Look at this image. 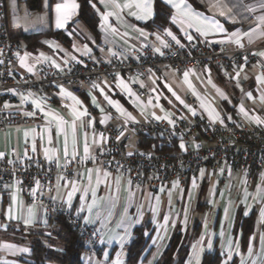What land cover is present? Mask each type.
Masks as SVG:
<instances>
[{
	"label": "crops",
	"instance_id": "crops-1",
	"mask_svg": "<svg viewBox=\"0 0 264 264\" xmlns=\"http://www.w3.org/2000/svg\"><path fill=\"white\" fill-rule=\"evenodd\" d=\"M155 1L153 0L154 16ZM160 1L164 3L163 0ZM60 2L62 0H55L53 5H50V0H48L51 16L49 20H46L48 24H46L45 29H41L43 24L37 18L35 22L28 23L24 27H17L16 30L9 28L12 36L22 40L24 50L20 58L24 57L25 53H28L26 62L33 66V70L42 64L53 66L49 60H44L41 57V53L44 56L54 59L61 65L63 71H65L75 61L82 58H91L96 61H109L111 59V52L117 48L137 49L147 44L157 46L160 45L162 37L166 35L164 32L165 28H170L177 39H187L180 25L173 24L171 19L170 24L163 29L147 28V23L154 16L149 20H138L129 14L130 11H136L135 8L131 10L124 8L119 20L115 16H110L109 23L117 29V32L116 34H112L110 31L105 32L101 26V13L117 11V9L113 8L111 3L106 7L100 3V0H95L92 3V5H95L93 8L99 18L98 38L91 33L85 23L78 17L79 7L65 28H57L55 26V5ZM117 2L123 5L126 3V0H117ZM216 2L217 0H188V3L195 11L209 17L215 14L216 19L219 20L226 30L225 32L210 33L208 36H203L195 28H188L187 31L194 36L195 40L221 44L220 41L224 40L226 35L237 29L241 32H246L250 28H254L257 23L256 17L264 14L259 9L252 13L245 11V5L255 7L257 0H242V3L240 0H222L230 8L233 4H239V7L233 8V14L236 16V22L233 23L232 20L219 16L217 9L212 7ZM76 3L79 5L77 0ZM165 5L170 9L171 16L175 10L170 5ZM97 9H99V12ZM28 11L30 14L38 12L31 11L29 8ZM7 21L9 26L8 10ZM139 29L145 32L146 37L140 36ZM50 31H62L67 38V42L55 36H43L37 43L30 45L22 38L23 36L47 33ZM153 33L156 35H153ZM45 41L49 43H45ZM224 43L229 44L231 47L237 46L228 41ZM242 43L244 46L256 48L257 53L264 51V38L256 37L252 43H249L247 37H242ZM85 45L91 49L88 55H84L83 53ZM67 53H70L76 59H70L66 55ZM20 58L15 64V71L19 74L27 73V68L20 64ZM37 58H40L39 63L36 62ZM66 59L69 60L67 64L64 63ZM237 72H240L239 77H236ZM261 75H264V57L259 55L258 61L255 64L243 68L242 71L241 69H236L227 72L216 67L194 69L188 72L187 82L185 81L184 75L179 76L169 68H161L149 72L147 78L141 80L144 83L143 87L149 92V98L147 100L140 98L137 100L136 95H129L128 91L119 87L118 81L121 78L115 81L106 77L97 78L87 84L82 96H76L82 101V105H77V107H80L81 110L87 108L88 113L90 109H94L96 119L91 118L94 124L93 127H87L90 117L83 118L86 127H80V122H77V143L75 148L72 143L71 127L65 126V132L57 135L56 121L52 119V116L45 118L44 113L38 109L42 113L40 120L27 124L8 125L0 129V152L4 153V156L7 158H10L12 155L14 157H20L27 150L32 151V142L35 139L37 150L35 152L32 151L34 156L46 158L44 155L45 150L53 149L59 158L56 161L59 164H64L74 160L72 159L73 150L76 152V158L85 156V132H87L90 155L95 154L100 149V147L92 144V139L94 132L97 138L99 137L98 124L102 120L104 121L102 124L106 126L115 127L120 130L126 127V132L129 133V124L132 121L124 126V118L120 117L116 109L108 103L104 95L101 94L100 88H103L104 92L113 101H118L123 108L136 118L135 121L138 122H147L155 119L152 116L153 112L158 116H164L170 113L171 118L181 116L191 122L200 118L211 120L208 114L211 109L215 113H218L224 121H228L229 119L227 117L230 116L231 119L238 118L246 123L254 124L255 122L249 119V117L259 116L261 119H264V103L260 100V97L264 95V83L257 81V77ZM122 79L128 84L132 93H134L133 84H140L134 78ZM93 84L99 85V88L92 87ZM189 84H191V87ZM169 88L172 91H169ZM217 89L224 93V97H221ZM173 92L176 93V96L180 97V100L176 99ZM248 92L252 93L253 98L247 97L246 93ZM189 96L195 97L194 103L188 101ZM93 97L96 98V102L100 107H97L93 103ZM32 99L40 100L45 111L63 118L68 121V125H71L73 120L71 105L73 101L61 95L59 88H49L42 96L32 95L29 102ZM181 100L184 102L183 104L180 102ZM185 105L194 109L196 115L193 116ZM241 105H243L247 112V116L240 111ZM46 128L51 130V143H49V134L45 131ZM26 131L29 133L27 137L25 136ZM38 133L43 134V139H41ZM65 133L68 137L67 157L64 155ZM138 140L139 138L135 134H132L135 149H139ZM181 142L179 141V145ZM183 142L186 145V149L189 150L195 149V145L209 144V140L200 134H192ZM183 151L185 150H182L179 146L178 153ZM89 169H96V167L84 168L70 180L76 181L77 187L79 188L72 197L71 207H69L67 202L68 193L72 191L71 185L68 182L57 180L55 184L57 190L53 197L59 206L68 208L76 213H78L77 210L83 205L84 211L79 214L82 217L90 216L101 231L103 255L99 257L86 252L84 254L85 264H114L118 258V254L122 264H126L128 245L133 239L135 229L141 226L145 227V232L149 237V244L138 264H155L178 227L186 233L188 238L189 255L186 264H189L192 258L193 244H196L201 239V236H204V251L201 253L200 264L206 253L215 251L220 254V264H222V261L225 259L229 240H232L234 244L237 242L239 244V253H233V259L229 261V264H241V260L245 264H252L253 261L258 262L260 257L264 255L261 252L260 246V236L264 235V220L261 219L260 215L261 210L264 209V202L259 199L253 200L251 195L248 197L247 203L244 202L245 188L249 194H255L257 185L262 183L261 176H255L253 182L247 185L245 183V174L241 169L232 168L228 165H223L219 169H214L212 166H209L203 169V176H201L199 171L197 174L189 176L177 188H172L171 185L166 187L165 191L161 192L159 188L156 189L140 185L137 189L136 186L138 184L132 182L129 185L127 178L111 172H109L111 175L106 180L101 176V183L97 187L96 173L93 171L91 173V180H89ZM221 169H223V172H221ZM101 170L105 171L103 169ZM117 177H120L121 180L119 186L115 183ZM193 177L196 178L195 188L192 187ZM5 185H9V187L5 188ZM92 188L96 190V204L93 206L92 211L89 212L87 205L91 204L93 200ZM129 188L135 193L134 197H129ZM85 189H88V191L85 192ZM169 190L172 192L171 203H169L168 198ZM149 193L153 196L158 195L160 197L158 211L155 214L151 210L148 199H146ZM189 193H191V199H189ZM13 194L17 198L16 204L13 205V215L17 218L10 219L8 210L9 205L12 204L11 197ZM81 196L84 197L83 200H81ZM151 203L155 205L156 202L153 199ZM32 205H35L34 222L26 225L24 220L27 218L28 208ZM141 205H143L142 209H140ZM138 209L143 212V216L139 223H132V221L137 219ZM185 209H187L186 224L184 222ZM225 209H228L227 218ZM246 212L247 215L245 214ZM166 215L170 217L169 222L166 227H161V225L165 224L164 216ZM251 215H253V229L247 237V241L243 244L241 224L244 218ZM172 221H175L174 227ZM47 223L44 207L41 204L29 202L17 183L9 182L2 186L0 185V264H24L22 259L31 254V247L27 242H16L9 239L6 235L9 229L15 227L17 229L24 228L25 230L46 231ZM129 223H131L130 228H128ZM126 229L130 235L126 234ZM222 232L224 235H221ZM121 237L124 238L123 246L120 243ZM160 237L164 238L160 239ZM253 237L255 239H252ZM209 240L212 243L211 248L207 247V241ZM250 244L252 247L251 255H249L248 251ZM9 245L12 247H8ZM23 248H27L29 251H19V249ZM105 253H107V256H105Z\"/></svg>",
	"mask_w": 264,
	"mask_h": 264
},
{
	"label": "built area",
	"instance_id": "built-area-1",
	"mask_svg": "<svg viewBox=\"0 0 264 264\" xmlns=\"http://www.w3.org/2000/svg\"><path fill=\"white\" fill-rule=\"evenodd\" d=\"M161 40L166 41L169 47L160 43L137 49L117 48L111 52L109 61L82 58L65 71L42 64L32 72L19 74L15 71V64L24 50V44L12 36L7 21L6 0H0V129L42 118V113L29 100L21 102L20 94L42 96L47 89H58L59 85H63L73 95L82 96L87 84L101 77L112 81L118 78L145 79L149 72L161 68H169L179 76H183L186 71L208 67L230 72L258 61L256 48L252 46L231 47L227 43L213 44L195 39L180 40L177 44L167 34ZM154 48H160L164 54L155 52ZM133 92L142 100L149 98L147 89L138 83L133 84ZM188 101L194 103L195 97L189 96ZM6 104L9 107H5ZM26 112H35L36 115L27 116ZM89 113L90 118L95 120L94 109H90ZM172 119L175 126L167 120L131 122L129 133L125 132V136L119 140L116 137L120 129L99 122V134L104 133L109 139L102 145L103 151L99 149L92 155L96 157L95 161L77 157L72 162L59 164L56 160L34 156L31 150L20 157H0V185L17 183L29 202L44 207L47 221L53 215L64 217L86 243L87 252L102 257L98 225L86 223L80 214L54 201L58 177L64 176L63 181L68 182L82 169L96 167L127 179L130 177L133 183L140 186L160 189L162 186H171L173 181L183 184L189 176L209 166L214 169L222 168L223 165L239 168L245 174L247 185L253 182L255 176L264 173V124H249L238 118L224 121V124L213 123L207 118L192 122L181 119V116ZM139 133L177 138L180 141H186L192 134H200L209 140V144L173 155L130 149L132 134ZM128 152L133 155H127ZM37 179L41 188L32 195Z\"/></svg>",
	"mask_w": 264,
	"mask_h": 264
},
{
	"label": "snow or ice",
	"instance_id": "snow-or-ice-1",
	"mask_svg": "<svg viewBox=\"0 0 264 264\" xmlns=\"http://www.w3.org/2000/svg\"><path fill=\"white\" fill-rule=\"evenodd\" d=\"M163 2L167 5H170L171 8L175 10L174 13H172L170 16L171 22L173 24H179L180 25L181 30L185 32L186 37L189 41L193 40L194 36L187 31L188 28H195L196 31L199 32L203 36H208L210 33L225 32L226 31L224 29V27L221 25V23L219 22V20L216 19L215 14H213L211 17H209L207 15H204L200 12L195 11L192 8V6L188 3V0H163ZM240 2L242 3V0H240ZM100 3L104 4L106 7L108 6L109 3H111L113 8L117 9V11L101 13V26L104 28L105 32L110 31L112 34H116L117 29L115 27H113V25L111 23H109V17L115 16L117 18V20H119L120 14L124 8H128L129 10L135 8L136 11H130L129 14L136 17V19H138V20H149V19L153 18V16H154L153 0H126V3L123 5H120L117 2V0H100ZM12 6L15 7V0H12ZM45 6H47V0H45ZM78 7H79V5L76 3V0H62V2L57 3L55 5V26L57 28H65L67 23L70 20H72L73 16L76 14ZM93 7H95L94 4H93ZM212 7H215L217 9L219 16L225 17L226 19H230V20H232L233 23L236 22V16L233 14V8L239 7V4H233L232 7L230 8V7H228L227 4L223 3L222 0H217V2L212 5ZM257 9L261 10V12L264 13V0H257L255 7L245 5V11H247L249 13L255 12ZM97 11L99 12V9H97ZM245 19H247V17H245ZM256 20H257V23H256V26L254 28H250V30L246 31V32H241L239 29H237L236 31H233L230 34L226 35L224 40L220 41V43H224L225 41H228V42L234 43L237 46L243 48L244 44L242 43V37H247L249 43H252L253 39L256 37L264 38V28H262V26H264V14H261L260 16L256 17ZM138 31L140 33V36L146 37V34L142 29H139ZM164 32L168 36H170L172 38V40L176 41L177 44L180 43V40L177 39L176 35L173 34V32L171 31L170 28H165ZM153 35H156V34L153 33ZM157 38L160 39L159 36H157ZM45 43H49V42L45 41ZM161 43L164 45V47H169V45L166 41L161 40ZM57 47H58V45H57ZM74 47H75V45H74ZM101 51H103V49H101ZM154 51L159 52L161 55L164 54L163 52H161L160 48H154ZM90 52H91V49L88 48L87 45H85L84 49H83L84 55H88ZM28 55H29L28 53H25V56L20 58V64L23 67H26L28 72H32L33 66L29 65L26 62ZM66 55H68L70 57V59H76V57L71 56L70 53H67ZM113 55H115V53H113ZM255 55H259L261 57H264V51H261L259 53H255ZM41 57L44 60H49L55 68L63 71V69L61 68V65L59 63H57L54 59H51L50 57L44 56L43 53H41ZM244 59H245V61H247V57H245ZM36 62L39 63L40 58H37ZM68 62H69V60H67V59L64 61L65 64H67ZM0 63H2V61H0ZM242 70H243V66H241V71ZM239 75H240V72H237L236 77H239ZM184 77H185V81L187 82V80H188V72L187 71L184 73ZM257 81L260 83H264V75L258 76ZM105 83H107V82L105 81ZM118 86L121 87L122 89L128 91L129 95H135L134 93H132L128 84L125 83V81L122 78L118 81ZM141 86L143 87V84ZM189 86L191 87V84H189ZM92 87L99 88V85L93 84ZM59 88H60L61 95L66 96L73 101V104L71 105V113H72V117H73L71 125H68V121L64 120L63 118H61L59 116H54L51 113L45 111L44 108L42 107L40 100L32 99L31 102L37 109H39L41 112L44 113L45 118L52 116V119L56 121L57 135H59L61 132H65V126L71 127V129H72V143H73V146L75 148V145L77 143V138H76L77 122L78 121L80 122V127H86L84 122H83V118L84 117H90V113H88L87 108H83V110H81L80 107H77V105H82V101H80L70 91L65 89L63 85H59ZM12 91H15V90H12ZM153 91H155V89H153ZM169 91H172V89L169 88ZM217 91L219 92L221 97H224V93L221 90L217 89ZM241 91H243V89H241ZM100 92H101V94L104 95V97L108 101V103L116 109V112L119 114V116L124 118V126H126L128 124V122H130V121L135 122L136 118L130 112H128L125 108H123V106L120 105L118 101H113L108 96V94L106 92H104L103 88H100ZM20 95H21V102L23 103L24 101H27L30 99V97L32 96V93H29L28 95H23V94H20ZM173 95L176 96V93L173 92ZM246 95L248 98H253L251 92L246 93ZM136 99L139 100V97H136ZM176 99L180 100V97L176 96ZM260 100L262 103H264V95H262L260 97ZM180 102L182 104L184 103L182 100ZM93 103L96 104L97 107H100L99 104L96 102L95 97H93ZM5 107H9V105L6 104ZM185 107L188 108L189 112H191V114L193 116L196 115L195 110L192 109L190 106L185 105ZM101 111H103V109H101ZM240 111L243 112L247 116V112L245 111L243 105H241ZM208 114H209V117L211 118L213 123L216 121H219L221 124H224V119H222L218 113H215L214 110L210 109ZM25 115L35 116L36 113L35 112H26ZM152 116L156 120H167L169 124H172L173 126H175V121L171 118L170 113L166 114L164 116H158L153 112ZM181 119H185V117H181ZM227 119L230 120L231 117L229 116V117H227ZM249 119H251L252 121H254L258 125L264 124V119H261L259 116L249 117ZM103 122L104 121L102 120L101 123H103ZM93 126H94L93 120L91 118H89L87 127H93ZM45 131L48 132L49 143H51V130L46 128ZM125 132H126V127H124L120 131V134L116 137V139L119 140L121 137L125 136ZM28 135H29V133H28V131H26L25 136L27 137ZM38 135H40L41 139H43L42 133H38ZM108 139L109 138L107 136H105L104 133H100L99 137L97 138V135L94 132L92 144L96 145L97 147H100L101 151H103L102 145L104 143H106L108 141ZM67 145H68V137H67V134L65 133V149H64L65 157L68 156ZM179 146L182 150H186V145L183 141L180 143ZM195 147L198 148L199 145H195ZM36 150H37L36 141H35V139H33L32 151L35 152ZM84 152H85V156L82 159H91V160L95 161L96 157L90 155V146H89L88 141H87V132H85ZM25 154H27V152ZM4 155H5L4 153L0 152V157H4ZM44 155L49 161H52L54 159L58 161V159H59L55 154V150H53V149H46L44 152ZM127 155L131 156V155H133V153L128 152ZM72 159H76L75 150H73ZM58 166H59V164H58ZM93 171H95V173H96V186L97 187L101 183V176H103V178L106 180L107 177H109L111 175V173H109L107 171H102L100 168L89 169L88 170L89 180H91V173ZM221 172H223V169H221ZM200 174H201V176L204 175L203 169L200 170ZM261 177H262V183L257 185L255 194H249L247 192V189L245 188V192H244V196H245L244 202L245 203H247V199L250 195L252 196L253 200L259 199L262 202H264V173L261 174ZM64 179H65L64 176L58 177V180H64ZM120 182H121L120 177H117L116 181H115L117 186H119ZM127 183L129 185L132 184L130 177H129ZM245 183H246V181H245ZM68 184H70L71 188H72V191H70L68 193V201H67L69 204V207H71L72 197L75 194V192L79 190V188L77 187L76 181H68ZM65 186H67V185H65ZM178 186H179V181H173L172 182V188H177ZM8 187H9V185H5V188H8ZM58 187H59V184H58ZM136 187L138 189L140 186L137 185ZM192 187L193 188L196 187V178L195 177H193V179H192ZM40 188H41V184H40V181L37 179L35 181V187L32 189V195H35L36 192ZM87 191H88V189H85V192H87ZM160 191L161 192L165 191V188L162 186L160 188ZM91 192H92L93 200H92L91 204L87 205L89 212L92 211L93 206L96 204V199H95L96 190H95V188H92ZM134 196H135V193L131 190V188H129V197L131 198ZM171 197H172V192H171V190H169L168 191L169 203H171ZM11 199H12V204L9 205V210H8V215H9L10 219L17 218L13 215V205H15L17 202L16 195L13 194ZM83 199H84V197L81 196V200H83ZM146 199H148L151 210L155 214L158 211V205L160 203V197L158 195L153 196L151 193H149L147 195ZM153 199L156 202L155 205H153L151 203V201ZM189 199H191V193H189ZM34 207H35V205H32L28 208V215H27V218L24 220V223L26 225L32 224L34 222V218H35ZM142 208H143V205L140 206V209H142ZM140 209H138L137 219L135 221H132V223H139L140 222V219L143 216V212ZM83 211H84V206L82 205L77 210V212L79 214L80 212H83ZM227 213H228V209H225L226 218H227ZM245 214L247 215V212ZM260 215H261V219L264 220V209L261 210ZM83 219L85 220L86 223H94L95 222L94 220H92L90 218V216H84ZM169 219H170L169 216H167V215L164 216L165 224L161 225V227H166L167 223L169 222ZM184 222H185V224L187 222V209H185ZM172 225H173V227L175 226V221H172ZM130 227H131V223L128 224V228H130ZM126 234L130 235V233H128L127 229H126ZM221 235H224V233L222 232ZM163 238L164 237H160V239H163ZM252 239H255V237H253ZM123 242H124V238L121 237L120 238L121 246H123ZM203 242H204V236H201V239L199 241H197L196 244H193V246H192L193 255H192L191 260L189 261V264H193V261H194V264H200L201 253L204 251V243ZM260 246H261V252L264 253V235L260 236ZM8 247H12V246L9 245ZM207 247L208 248L212 247V243L210 240L207 241ZM19 251L27 252V251H29V249L23 248V249H19ZM248 251H249V255H251L252 254L251 244L249 246ZM234 252L239 253V244H238V242L234 244L232 240H229L228 246H227V251L225 254V259L222 261V264H229V261H232V259H233V253ZM105 256H107V253H105ZM114 264H122V262L119 260V254H118V258L114 262ZM241 264H245V262L243 260H241ZM252 264H264V255H262L260 257V260L258 262L253 261Z\"/></svg>",
	"mask_w": 264,
	"mask_h": 264
},
{
	"label": "trees",
	"instance_id": "trees-1",
	"mask_svg": "<svg viewBox=\"0 0 264 264\" xmlns=\"http://www.w3.org/2000/svg\"><path fill=\"white\" fill-rule=\"evenodd\" d=\"M55 0H50L53 5ZM79 3L78 17L85 23L91 33L99 37V18L93 8L95 0H77ZM31 11L42 8V0H25ZM170 24V9L160 0L155 1V16L147 23V28L163 29ZM43 36H55L67 42L62 31H50L22 38L30 45L35 44ZM48 90V89H47ZM138 148L147 152L177 154L179 139H167L161 135L139 133ZM253 215L242 221V243L253 229ZM45 230H25L12 227L6 235L16 242H27L31 247V254L22 259L24 264H85L84 254L88 251L87 245L76 229L72 228L64 217L53 215L48 220ZM149 244V237L145 227H137L133 239L127 248L126 264H138ZM189 255V243L186 233L179 227L170 238L166 248L155 264H186ZM221 256L215 252L206 253L201 264H220Z\"/></svg>",
	"mask_w": 264,
	"mask_h": 264
},
{
	"label": "rangeland",
	"instance_id": "rangeland-1",
	"mask_svg": "<svg viewBox=\"0 0 264 264\" xmlns=\"http://www.w3.org/2000/svg\"><path fill=\"white\" fill-rule=\"evenodd\" d=\"M6 4L8 8L7 10H8L9 28L13 30H16L17 27H21V26L24 27L28 25V23L35 22L36 18L40 19V21L43 24V26H41V29H45L46 24H48L46 20H49V17L51 16V10L49 8L48 0H47V6H45V0H43L42 10L36 12L35 14L29 13L24 0H15V7L12 6V0H6ZM134 79L137 82H140V84L144 85V83L141 81L143 79L137 77H135ZM130 147H131L130 149H135L133 141L131 142ZM9 239L12 240L11 238Z\"/></svg>",
	"mask_w": 264,
	"mask_h": 264
}]
</instances>
